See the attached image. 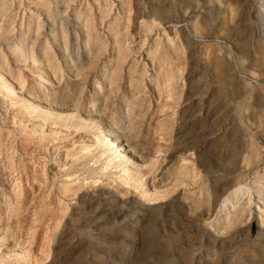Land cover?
<instances>
[{
	"label": "rangeland",
	"instance_id": "374dc122",
	"mask_svg": "<svg viewBox=\"0 0 264 264\" xmlns=\"http://www.w3.org/2000/svg\"><path fill=\"white\" fill-rule=\"evenodd\" d=\"M263 2L0 0V264H264Z\"/></svg>",
	"mask_w": 264,
	"mask_h": 264
},
{
	"label": "bare ground",
	"instance_id": "6f19581e",
	"mask_svg": "<svg viewBox=\"0 0 264 264\" xmlns=\"http://www.w3.org/2000/svg\"><path fill=\"white\" fill-rule=\"evenodd\" d=\"M259 14H260L261 19L264 21V2L259 6ZM54 18H55L54 22L57 23L58 19L56 17V13L54 14ZM62 38L64 39L65 45H66L67 36L65 35L64 31H62ZM84 44L86 45L87 48H90V49H92L94 45V42L92 41L90 37L89 31L87 32V37L84 40ZM119 53L121 54L122 52H119ZM21 55L23 56L24 54L21 53ZM78 55H79V47L77 49V56ZM119 59H122V58H119ZM182 78H183L182 72L180 69H178L177 71L173 73L166 72L164 78L162 79V88H164L165 92L168 95H170V92L173 89L175 88L178 89V88L183 87L182 84L179 83L178 81L179 79L182 80ZM178 95H180L179 92H178ZM134 111H135L134 108L128 105L127 112L121 113L120 116L117 117V120L123 130L127 131L130 129L131 118H132ZM168 129L169 127H167L166 125H162L159 131L164 132V131H167ZM115 137H116L115 141H112L110 143L109 151L111 153V156H113V158H116V160L118 159L119 167L123 170L125 174H127L126 164L124 160H122V157L124 158V156L122 155V151L120 150V148H122V145L120 143H117L118 135H116ZM263 180H264V177L260 179H256L250 185L251 189L255 190L257 195L262 198H264V186L262 183ZM247 186L248 185L239 186L238 188L231 191L229 195L222 201L223 207H227L228 203L233 204L234 206L235 204L240 203V201L243 200L244 197L249 193ZM249 201H250V198L247 200V204L249 203Z\"/></svg>",
	"mask_w": 264,
	"mask_h": 264
}]
</instances>
